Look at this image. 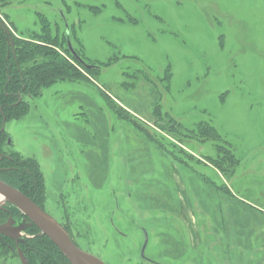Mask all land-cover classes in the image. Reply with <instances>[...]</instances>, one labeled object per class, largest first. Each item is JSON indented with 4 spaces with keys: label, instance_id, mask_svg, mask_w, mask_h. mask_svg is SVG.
I'll return each instance as SVG.
<instances>
[{
    "label": "rangeland",
    "instance_id": "rangeland-1",
    "mask_svg": "<svg viewBox=\"0 0 264 264\" xmlns=\"http://www.w3.org/2000/svg\"><path fill=\"white\" fill-rule=\"evenodd\" d=\"M0 1L19 35L42 13L88 62L114 58L6 123L82 249L107 264H264V0ZM201 122L241 158L231 178L214 140L188 131Z\"/></svg>",
    "mask_w": 264,
    "mask_h": 264
},
{
    "label": "trees",
    "instance_id": "trees-1",
    "mask_svg": "<svg viewBox=\"0 0 264 264\" xmlns=\"http://www.w3.org/2000/svg\"><path fill=\"white\" fill-rule=\"evenodd\" d=\"M3 2L5 3L6 0ZM1 5L4 4L1 3L0 7ZM7 18L9 19L8 16ZM4 19L0 17V153L7 152L8 149L7 153L12 158L5 156L0 159V169L11 167L8 170H0V177L26 193L37 204H41L46 195V182L39 161L34 157H24L19 151L12 150L7 143L9 134L2 128L5 122L28 115L31 109L30 99L42 94L45 87L61 80L92 82L84 72H96L99 75L104 66L113 63L114 58L108 63L88 62L81 47L78 48L76 45L74 47L77 53L88 64L93 65L91 68L85 66L70 50L67 31L64 35L57 24L53 25L42 13H39L41 29L32 31L26 36L17 34L12 23ZM72 27L74 29V26ZM70 31L72 32L71 27ZM166 72L164 78L170 83L172 75L170 68ZM105 94L110 101H113L109 94L106 92ZM121 113L130 115L123 108ZM175 126L173 124L172 128ZM161 127L164 125L161 124ZM188 131L203 139H213L220 157H225L231 164L224 166L219 159H215L214 163H217V167L228 174L229 178L234 176L242 160L218 127L210 122H201L197 128ZM145 134L150 137L146 130ZM216 188L227 195H234L225 186L224 189ZM11 210L18 211L16 207H12ZM10 214V210L0 208V224L6 222ZM28 232L36 235L19 244L0 235V264L11 256L20 258V252L25 254L29 264H71L69 258L47 236L38 235L39 230L35 226ZM237 250L238 246L233 250L234 257L237 256Z\"/></svg>",
    "mask_w": 264,
    "mask_h": 264
},
{
    "label": "water",
    "instance_id": "water-1",
    "mask_svg": "<svg viewBox=\"0 0 264 264\" xmlns=\"http://www.w3.org/2000/svg\"><path fill=\"white\" fill-rule=\"evenodd\" d=\"M67 42L70 50L75 57L85 66L91 68L93 65L88 64L76 51L71 37L70 26L67 23L66 29ZM11 138L9 139V144ZM0 195L4 196L7 200L18 206L30 219L35 223L44 234H46L51 240L70 258L73 264H107L100 257L85 251L69 236L67 231L51 216H49L42 208L37 205L31 198L24 194L21 190L9 185L5 181L0 179ZM19 229L11 230L9 225H0V233L7 234L11 237H17L16 232ZM145 232V242L142 249V255L145 256V250L149 242V234L147 230ZM21 260L23 264H28L26 257L21 254Z\"/></svg>",
    "mask_w": 264,
    "mask_h": 264
},
{
    "label": "flooded vegetation",
    "instance_id": "flooded-vegetation-1",
    "mask_svg": "<svg viewBox=\"0 0 264 264\" xmlns=\"http://www.w3.org/2000/svg\"><path fill=\"white\" fill-rule=\"evenodd\" d=\"M1 17V16H0ZM5 20V19H4ZM6 21V20H5ZM7 22V21H6ZM17 32V31H16ZM18 34V33H17ZM6 123L7 122H5V124H4V126H3V128H2V130H6ZM7 131V130H6ZM9 134V133H8ZM9 139H10V137L8 136V140H7V143H8V146H10L11 148H12V146H11V144H12V140H11V143L9 144ZM7 152H9V150L7 149ZM6 151L5 152H3V153H0V159H2V158H4L5 156L6 157H9V158H12L11 156H10V154L9 153H7ZM11 167H2L0 170H8V169H10ZM0 179L1 180H3V181H5L3 178H1L0 177ZM6 183H8L7 181H5ZM9 185H11L10 183H8ZM11 186H13V185H11ZM13 187H15V186H13ZM15 188H17V187H15ZM17 189H19V188H17ZM20 190V189H19ZM23 192V191H22ZM24 193V192H23ZM24 194H26V193H24ZM27 195V194H26ZM28 196V195H27ZM29 198H31L30 196H28ZM47 190H46V195H45V199H44V201L41 203V204H37L32 198V200L37 204V205H39L41 208H42V210L43 211H45V203H46V201H47ZM12 207H16L17 208V210L19 211H15V210H11V208ZM0 208L1 209H6V210H10V212H11V214L9 215V217H8V219H7V221L6 222H4L3 224H0V225H6V224H8L9 225V229H11V230H15V229H19V231L18 232H16L15 234H16V236L17 237H11L10 235H7V234H1L0 233V235H2V236H4V237H6V238H8V239H10V240H14L15 242H16V244H19V242H25L26 241V239L27 238H31V237H33V236H35V235H33V234H31V233H29L28 232V230H31V229H33L34 228V226L39 230V234L38 235H45V236H47L46 234H44L43 232H42V230L35 224V223H33L32 221H31V219L18 207V206H16L14 203H12L11 201H9V200H7L4 196H1L0 195ZM46 212V211H45ZM66 223H64L62 226H63V228L67 231V233L69 234V236L75 241V243H77V245H79L78 244V242L76 241V239L71 235V232H70V228H69V225L68 224H66ZM48 237V236H47ZM49 238V237H48ZM50 240H51V238H49ZM52 241V240H51ZM53 242V241H52ZM54 243V242H53ZM55 244V243H54ZM56 245V244H55ZM57 246V245H56ZM58 247V246H57ZM59 248V247H58ZM60 249V248H59ZM61 250V249H60ZM62 251V250H61ZM63 252V251H62ZM64 253V252H63ZM21 254H23L24 256H25V254L23 253V252H20V258H18V257H15V258H18L19 260L16 262V264H23L22 263V260H21ZM65 254V253H64ZM66 255V254H65ZM67 256V255H66ZM26 257V256H25ZM68 257V256H67ZM10 258V257H9ZM69 258V257H68ZM26 259H27V257H26ZM69 260H70V258H69ZM6 261H8V259L7 260H3L2 262H1V264H5L6 263ZM28 261V260H27ZM71 261V260H70ZM28 264H29V262H28ZM71 264H73L72 263V261H71Z\"/></svg>",
    "mask_w": 264,
    "mask_h": 264
}]
</instances>
